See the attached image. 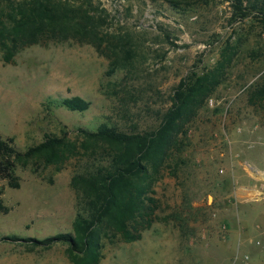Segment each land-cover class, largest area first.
Listing matches in <instances>:
<instances>
[{"label": "rangeland", "instance_id": "1", "mask_svg": "<svg viewBox=\"0 0 264 264\" xmlns=\"http://www.w3.org/2000/svg\"><path fill=\"white\" fill-rule=\"evenodd\" d=\"M94 7L109 38L132 49L130 71L109 73L113 57L89 43L26 47L14 63H0V131L25 149L46 133L75 138L80 127L102 122L153 129L181 80L213 68L230 46L224 80L180 127L176 155L156 184L160 219L139 240L107 242L99 264H264V103L250 100L264 79V21L238 17L227 0ZM74 95L90 108L53 102ZM76 167L75 159L59 170L33 160L18 167L19 188L0 178L10 208L0 215V264H74L65 244L41 248L33 239L73 230ZM13 234L21 239H5Z\"/></svg>", "mask_w": 264, "mask_h": 264}, {"label": "trees", "instance_id": "2", "mask_svg": "<svg viewBox=\"0 0 264 264\" xmlns=\"http://www.w3.org/2000/svg\"><path fill=\"white\" fill-rule=\"evenodd\" d=\"M95 1L0 0V63H14L20 51L34 44L76 41L92 44L99 52L113 57L109 73L130 71L126 60L134 56L132 49L124 39L109 38L104 29L105 18L97 14ZM227 1L238 17L255 13L264 21V0ZM231 61L229 46L213 68L183 78L174 91L172 105L150 130L129 131L102 122L94 130L80 127L75 138L68 133H46L41 142L25 149L17 146L13 136H4L0 131V178L11 188L21 185L17 173L20 165L25 167L34 160L59 170L70 160H77L70 182L77 209L73 230L33 239L34 245L50 248L65 244L66 254L74 264H99L107 242L139 240L160 219L155 187L167 163L176 155L180 127L214 93ZM250 100L264 103V79L251 90ZM53 102L80 112L91 106V101L79 95ZM3 192L0 187V215L10 211L3 203ZM5 239L21 238L13 234Z\"/></svg>", "mask_w": 264, "mask_h": 264}]
</instances>
